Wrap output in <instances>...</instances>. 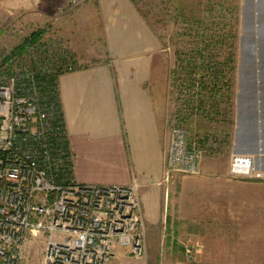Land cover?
<instances>
[{
    "label": "crops",
    "instance_id": "0c3cea01",
    "mask_svg": "<svg viewBox=\"0 0 264 264\" xmlns=\"http://www.w3.org/2000/svg\"><path fill=\"white\" fill-rule=\"evenodd\" d=\"M84 1L71 26L66 25L68 29L58 23L62 27L57 30L58 37L46 43L39 39L34 45L37 49L52 44L66 50V44L60 42L63 36L78 54L75 59L64 60V56L52 52L54 63L69 66L58 71L56 81L77 182L123 185L136 179L146 233L149 228L153 230L166 210L168 197L162 181L170 116L167 111L187 123H197L191 140L206 151L203 171L226 169L232 153L251 155L256 166L264 170V0H236L231 21L203 38L209 63L222 71L217 81L189 77L186 62L193 60L192 51L199 48V38L188 58L178 55L173 63L168 48L132 0ZM85 21L90 23L91 38L99 43L100 50L95 51L103 54L98 59L91 57L96 48L93 42L79 34L78 23ZM55 26L53 22L52 28ZM181 69L185 70L184 78L179 74ZM198 179L199 196L237 186L229 181ZM157 197L160 199L156 203ZM147 206H157L154 218ZM221 209L199 206V200L185 209L193 214L190 228L199 234L198 246L203 235L199 232V214ZM230 210L222 209L223 213ZM30 236L25 240V251L30 249ZM152 239L147 241V259L135 258L128 249L115 244L110 264H146L147 260L154 264L160 254L154 233ZM175 254L170 250L163 253L167 261L178 260ZM188 257L198 263L199 248ZM33 260L25 264H42L39 259Z\"/></svg>",
    "mask_w": 264,
    "mask_h": 264
},
{
    "label": "built area",
    "instance_id": "2783aa9c",
    "mask_svg": "<svg viewBox=\"0 0 264 264\" xmlns=\"http://www.w3.org/2000/svg\"><path fill=\"white\" fill-rule=\"evenodd\" d=\"M33 48L32 66L20 67L16 57L0 62L6 73L0 81V264H21L27 235L39 233L45 235L42 264H110L115 244L144 259L140 184H82L73 178L58 71L51 51ZM181 118L171 121L163 182L174 174L202 175L205 149L191 140ZM225 178L264 179V170L251 155L232 153Z\"/></svg>",
    "mask_w": 264,
    "mask_h": 264
},
{
    "label": "rangeland",
    "instance_id": "374dc122",
    "mask_svg": "<svg viewBox=\"0 0 264 264\" xmlns=\"http://www.w3.org/2000/svg\"><path fill=\"white\" fill-rule=\"evenodd\" d=\"M133 2L162 39L164 46L168 48L173 63L178 55L181 56L180 59L188 58L187 54L191 52V48L196 46L197 38H199V48H204L206 42L203 38L207 39L210 32L212 34L217 30H222L224 26L222 23H226L227 20L231 21L233 17L231 14L236 5V0H133ZM84 3L85 1L73 3L71 0H0V62L5 56L12 55L11 59L16 57L20 67L32 66L37 54L33 48L34 45L41 39L46 43L45 40L50 41L52 37H58L57 30L62 29L58 27V23L65 25L68 29L66 25L71 26L70 21L73 20L77 9L82 8ZM53 22L56 25L54 29L52 28ZM78 24L81 27L79 34L89 38L93 42L91 45L96 47L92 50V59L103 56L97 46L99 43L95 38H91L92 32L90 33L91 29L87 26L90 23L87 24L85 21V23L79 22ZM39 30H44L40 40L28 46L24 53L13 54V49L23 44L24 39L32 32ZM69 30L72 31L71 27ZM60 42L66 44V50L63 49V51L52 44L44 45V47L51 52L54 51L55 55L64 56V60L67 57L70 60L75 59L74 57L78 54L73 51L63 36L60 37ZM97 49L99 50L96 52ZM51 52H49L50 55H52ZM54 65H56V71L69 67L61 62L54 63ZM179 74L181 78H184L185 70L181 69ZM3 75L4 71L0 69V81L5 79L6 73L5 76ZM170 112L167 111V115H170L167 118L169 123L166 132L167 143L171 121L176 118V114H169ZM181 120L190 137H193L191 134L194 131L192 130L197 123L195 121L187 123L184 118ZM205 155L206 151L201 163ZM227 160L226 169L222 171L206 172L201 168L202 175L184 176L180 174L163 183L168 196L166 210L161 213L155 228L147 230L144 259H147V241L152 239L154 233L160 254L154 264H264V179L225 178L230 156ZM199 176L215 182H233L237 186L230 191L216 189L199 196V182H196ZM239 183L249 185L242 187L238 186L241 185ZM160 198L162 203V196ZM160 198H156V203ZM197 200H199V206L219 207L224 211L225 208L232 209L229 213H223L221 209L217 212L214 210V213L199 214V232L203 234L200 239L198 238L199 246L196 244L199 234L194 228H190L193 214L185 212V209L194 207ZM147 208L153 212L149 215L154 218L157 206H147ZM28 245L30 248L28 251H25L23 246L21 264H25L30 259H39L41 263L42 250L44 251L45 246L44 233L30 236ZM187 245H190L192 249L189 255L186 253ZM198 248L199 262L196 263L195 259L190 260L188 256L194 254ZM166 250L176 253L175 255L179 256L178 260L171 258L167 261L163 255ZM146 264L152 263L147 260Z\"/></svg>",
    "mask_w": 264,
    "mask_h": 264
},
{
    "label": "trees",
    "instance_id": "16d2710c",
    "mask_svg": "<svg viewBox=\"0 0 264 264\" xmlns=\"http://www.w3.org/2000/svg\"><path fill=\"white\" fill-rule=\"evenodd\" d=\"M43 33L44 30L32 32L27 38L24 39L23 44L13 49V54L20 55L24 53L28 46H32L39 40ZM192 52H194L193 60H190L192 63L189 60L186 62L187 66L189 67V77L196 79V81H217L218 76L220 73H222V71L220 69L218 70L215 65L209 63V55L205 53L204 48H196ZM11 56H5L2 63H8ZM1 69L3 70V68Z\"/></svg>",
    "mask_w": 264,
    "mask_h": 264
}]
</instances>
